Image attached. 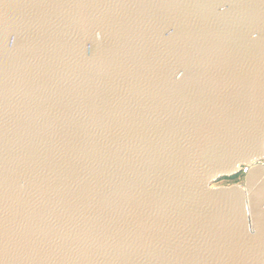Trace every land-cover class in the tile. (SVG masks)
Masks as SVG:
<instances>
[{
	"label": "water",
	"instance_id": "1",
	"mask_svg": "<svg viewBox=\"0 0 264 264\" xmlns=\"http://www.w3.org/2000/svg\"><path fill=\"white\" fill-rule=\"evenodd\" d=\"M262 162L264 0H0V264H264Z\"/></svg>",
	"mask_w": 264,
	"mask_h": 264
},
{
	"label": "rangeland",
	"instance_id": "2",
	"mask_svg": "<svg viewBox=\"0 0 264 264\" xmlns=\"http://www.w3.org/2000/svg\"><path fill=\"white\" fill-rule=\"evenodd\" d=\"M231 184L244 185L245 184L244 177L240 174L230 178L222 179L218 183H216V185H231Z\"/></svg>",
	"mask_w": 264,
	"mask_h": 264
},
{
	"label": "built area",
	"instance_id": "3",
	"mask_svg": "<svg viewBox=\"0 0 264 264\" xmlns=\"http://www.w3.org/2000/svg\"><path fill=\"white\" fill-rule=\"evenodd\" d=\"M262 165H264L263 162H262ZM247 169H248L247 167L242 168V170H241V175L245 174L246 171H247Z\"/></svg>",
	"mask_w": 264,
	"mask_h": 264
}]
</instances>
